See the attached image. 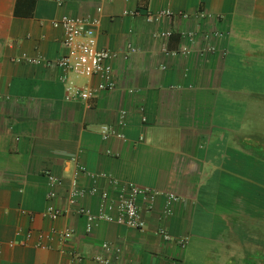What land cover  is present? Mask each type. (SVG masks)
Here are the masks:
<instances>
[{
	"label": "crops",
	"instance_id": "1",
	"mask_svg": "<svg viewBox=\"0 0 264 264\" xmlns=\"http://www.w3.org/2000/svg\"><path fill=\"white\" fill-rule=\"evenodd\" d=\"M160 9L173 15L146 21ZM63 14L98 18L97 46L112 53L115 88L87 102L64 99L55 64L63 33L52 25ZM260 119L264 0H0V264H97L95 255L110 264H264ZM102 125L123 138L102 139ZM72 157L87 170L78 185L112 201L126 183L157 192L150 209L137 200L144 228L100 221L88 231L78 209L95 214L102 201L87 194L69 204ZM45 172L63 181L55 220L43 216Z\"/></svg>",
	"mask_w": 264,
	"mask_h": 264
},
{
	"label": "built area",
	"instance_id": "2",
	"mask_svg": "<svg viewBox=\"0 0 264 264\" xmlns=\"http://www.w3.org/2000/svg\"><path fill=\"white\" fill-rule=\"evenodd\" d=\"M100 11V9H98ZM124 14L136 15L138 11H125ZM173 15L170 9H160L157 12L147 11L144 17L147 22H159L162 19H169ZM184 17L186 15H183ZM52 25L56 28H60L63 33V48L64 53L55 61L57 67L62 70L60 81L65 84L64 99L66 101H82L87 102L94 98L97 93L102 91L113 90L116 86L110 60L112 53L107 48H99L97 46L96 27L99 25V19L96 17H75L63 14L58 19L52 22ZM170 31H161L157 35L162 39H167L170 36ZM186 36V35H184ZM187 39L192 40L193 34H187ZM134 51V48H131ZM166 54H169L165 50ZM187 48H182L177 53H187ZM172 52L171 54H177ZM28 62L38 63V59H28ZM69 75L75 77H97L99 80L94 86L84 85L77 86L70 80ZM118 124L124 125V112H121L118 118ZM100 135L102 139H107L114 135L118 138H123V134L116 132L107 125L100 127ZM74 162L73 178L71 180L70 188L68 191L69 204H75L80 198L85 195H97L102 201L98 207V211L92 214L85 208H79L78 213L84 215L88 222L87 230L91 229L92 225H96L100 221H111L118 225L132 228L143 229L145 226L144 220L141 216L137 200L142 199L147 203V208L150 209L157 192L140 187L133 183H126L125 185L117 188L118 194L115 201L110 200L107 191H99L96 186H92L89 189L80 187L77 182V177L80 174H87V170L84 166L80 165L75 157L71 159ZM47 179L48 191L46 197L51 201L43 211V216L50 220L57 219L62 215V210L53 204V200L56 196L55 189L62 185L61 178L54 176L50 172H45ZM99 191V192H98ZM168 201H173L176 198L169 194ZM160 235L168 240L170 235L160 230ZM19 233V231L17 232ZM71 234V231H61L62 238H67ZM43 232H39L37 237L38 241L36 246L44 248L42 240L45 238ZM26 237H30V233H27ZM178 242L181 246H184L186 239H179ZM12 245V243L10 244ZM102 248L106 251L110 250V246L106 243L102 244ZM94 260L97 264H110V260L104 256L95 255Z\"/></svg>",
	"mask_w": 264,
	"mask_h": 264
},
{
	"label": "rangeland",
	"instance_id": "3",
	"mask_svg": "<svg viewBox=\"0 0 264 264\" xmlns=\"http://www.w3.org/2000/svg\"><path fill=\"white\" fill-rule=\"evenodd\" d=\"M249 129V128H248ZM257 132H258V135L259 136H261V134H259V132L260 133H262V134H264V119H260L259 121H258V130H257ZM262 137L263 138H261L262 140H261V142H260V146L262 147L263 146V148H264V135H262ZM260 138H258V140H259ZM260 141V140H259ZM259 260L261 261L262 260V258H261V256L259 257Z\"/></svg>",
	"mask_w": 264,
	"mask_h": 264
}]
</instances>
